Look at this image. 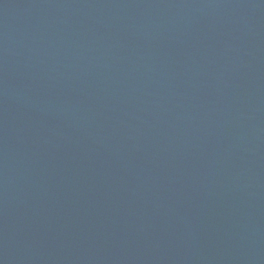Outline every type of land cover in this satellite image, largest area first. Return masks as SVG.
<instances>
[{
    "label": "water",
    "instance_id": "obj_1",
    "mask_svg": "<svg viewBox=\"0 0 264 264\" xmlns=\"http://www.w3.org/2000/svg\"><path fill=\"white\" fill-rule=\"evenodd\" d=\"M0 264H264V0H0Z\"/></svg>",
    "mask_w": 264,
    "mask_h": 264
}]
</instances>
